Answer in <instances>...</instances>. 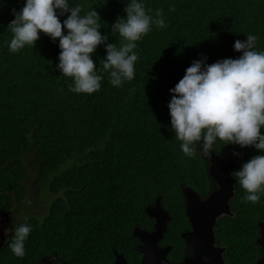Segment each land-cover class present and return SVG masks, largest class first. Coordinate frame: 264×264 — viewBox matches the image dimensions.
<instances>
[{
    "label": "trees",
    "instance_id": "trees-1",
    "mask_svg": "<svg viewBox=\"0 0 264 264\" xmlns=\"http://www.w3.org/2000/svg\"><path fill=\"white\" fill-rule=\"evenodd\" d=\"M126 2L70 0V6L79 4L84 11L94 7L104 22L101 33L109 43L119 44L111 26L125 15ZM143 3L152 16L162 9L167 27L153 25L138 42L133 80L114 87L103 73L100 90L88 95L71 92V79L56 67L58 40L41 34L34 48L9 51L7 27L24 0H0V213L15 202L23 204V180L30 167L37 172L34 185L44 189V203L54 195L39 215L25 214L14 224L26 220L32 227L25 259L38 258L40 249H59L65 256L61 264H112L114 252L122 253L127 264H138L132 231L136 226L152 228L153 219L144 208L156 199L171 217L159 245L171 244L167 258L178 259L179 231L188 225L181 187L204 194L215 184L205 158H188L180 150L167 107L170 89L194 60L206 57L205 63L211 64L238 58L234 42L248 34L258 37L257 50L264 51V0ZM105 55L101 45L93 56L98 68ZM214 154L222 160L237 156L232 172L264 153L218 142ZM66 159L70 161L45 186L46 173ZM233 184L235 192L245 195L234 178ZM244 195L240 199L247 212L218 233L227 264H251L258 253L254 238L257 222H264V196L252 204L243 202Z\"/></svg>",
    "mask_w": 264,
    "mask_h": 264
},
{
    "label": "clouds",
    "instance_id": "clouds-1",
    "mask_svg": "<svg viewBox=\"0 0 264 264\" xmlns=\"http://www.w3.org/2000/svg\"><path fill=\"white\" fill-rule=\"evenodd\" d=\"M150 12L143 0H127L125 15L117 17L111 26V33L120 37L118 44L109 43L108 36L101 33L104 22L94 7L84 11L79 4L70 6V0H24L18 12L13 10L14 19L7 27L11 33L8 49L17 53L25 47L34 48L41 34L53 42L58 40L56 67L71 79L69 90L91 95L100 90L103 73L114 87L134 79L138 42L153 25L167 27L162 9H157L155 16ZM66 14L61 22L60 17ZM257 40L253 34L246 40H236L233 48L241 53L238 58L211 64L205 63L206 57L194 60L170 89V125L185 157L200 156L210 161L218 142L264 153V51L257 50ZM101 45L106 55L98 68L93 56ZM230 173L245 192L243 202L256 204L264 196V154L252 156ZM31 231L26 220L3 230L5 236L13 234L8 247L14 256L24 257Z\"/></svg>",
    "mask_w": 264,
    "mask_h": 264
},
{
    "label": "water",
    "instance_id": "water-1",
    "mask_svg": "<svg viewBox=\"0 0 264 264\" xmlns=\"http://www.w3.org/2000/svg\"><path fill=\"white\" fill-rule=\"evenodd\" d=\"M206 161H209L205 158ZM235 160H221L212 153V158L207 166L208 175L220 186L219 190L214 191L205 200H201L198 195L188 187L182 189L185 197V209L193 231L182 233L186 239V247L183 254V260H168L167 253L171 246H160L159 240L163 237L167 229V223L170 218L168 212L162 207L159 199H156L153 205H147L144 208L145 213L154 220L153 229L148 231L138 226L133 228L132 235L138 239L134 249L141 253L139 264H224L221 256L222 248L214 250L206 244V239L210 235L214 222V213L221 210L222 198L231 194L233 178L230 169L235 166ZM226 199V200H227ZM207 206L212 213L209 219L202 223L198 217L197 210L201 206ZM225 205L227 202L225 201ZM208 216V217H209ZM207 217V218H208ZM261 237L257 242L262 245L263 256L258 259L257 264H264V224H259ZM209 240V239H208ZM213 240L210 239V241ZM115 261L113 264H126L122 253L114 252Z\"/></svg>",
    "mask_w": 264,
    "mask_h": 264
},
{
    "label": "flooded vegetation",
    "instance_id": "flooded-vegetation-1",
    "mask_svg": "<svg viewBox=\"0 0 264 264\" xmlns=\"http://www.w3.org/2000/svg\"><path fill=\"white\" fill-rule=\"evenodd\" d=\"M230 160H233V159H230ZM235 164H236V161H235ZM184 187H188L192 191H194L202 201L205 200L206 197H208L214 191L220 189V186H219V188H217V184L215 183V184H213L212 188L209 186L208 192L202 194V193L195 191L193 188H191L189 186L181 187V194H182L183 199H184L183 213L186 216V220L188 222V225H186V227H184L183 229H181L179 231L180 243H179L178 249L181 251V257L173 260V261H178V262L183 260V254H184V250L186 247V239H184L182 237V233H184L186 231H193L191 222L189 221L188 216L186 214L185 197H184V194L182 191V189ZM235 189H236L235 185L232 184V191H231V194L228 195V199L226 198V195L222 198V202L220 204L221 210H218V211H216V213L213 214L214 215V222H213V225L211 228L210 235L208 236L209 240L206 239V244L210 248H212L213 250L215 248H222L223 249V251L221 252V256H222V260H223L224 264H227L225 261V258H224V254L226 252V246L224 244L218 243V233H224L223 230H224V227L226 226L227 223H231V222L238 220L239 216H243L247 212V208L242 207L243 203L240 199V197H242V195H244V194L235 192ZM235 196H238V197L236 199H234ZM225 201L227 202V205H225ZM201 207H203V208L197 210V213H198V217H199L200 221L202 223H204L206 219H209L211 217L209 215L212 213V211L209 207H207L205 205H203ZM19 208H20V206H18V205H12L9 208L8 212H6V213L1 212L0 213V264H61V263L65 262V256H64L63 252L59 251V249H54V250H51L49 252H46L45 249H40V251H39L40 256L36 259H33V258H26L25 259L24 257L21 259V258H18V257L13 255V253L11 252V250L8 247V244L11 243V236L13 234L11 232H9L7 234V236H5L3 230L15 227L14 224L24 216L22 214V212L19 211ZM169 216H170V214H169ZM153 223H154V220H153ZM260 223L264 224L263 221L257 222L258 235L256 236V238H254V243L257 245L256 248L258 250V253H257V257L254 259V261L251 264H257L258 259L262 258V256H263L262 245L259 242H257V238L261 237L260 228H259ZM143 229H146V228H143ZM152 229H153V224H152L151 229H146V230L151 231ZM212 237H213V240L210 241V239H212ZM137 242H138V239H137ZM163 246H171V248H172L171 244H165ZM36 251L38 252V250H36ZM140 258H141V253H140ZM114 261H115V257H114L112 264L114 263ZM126 264H127V261H126Z\"/></svg>",
    "mask_w": 264,
    "mask_h": 264
},
{
    "label": "rangeland",
    "instance_id": "rangeland-1",
    "mask_svg": "<svg viewBox=\"0 0 264 264\" xmlns=\"http://www.w3.org/2000/svg\"><path fill=\"white\" fill-rule=\"evenodd\" d=\"M70 160L66 159L63 163H61L58 167L54 168L53 170L46 173L44 176V184L45 186L48 184L50 179L57 173H59L65 166L66 163H68ZM209 165V161H207ZM36 170L32 167L28 168V175L23 180L24 184L27 188V193L25 194L23 198V204H20L21 202H15L13 205H20L19 211L22 212L23 215L25 214H40L44 208V206L50 202L52 198H54L53 194H50L46 203H44L43 197L45 196L43 193V188H38L37 185H34V178L36 177ZM41 195V197L39 196ZM44 195V196H43ZM40 198L42 200L40 201ZM44 205V206H43ZM34 209V210H33ZM38 210L36 213L35 210ZM37 216V215H36Z\"/></svg>",
    "mask_w": 264,
    "mask_h": 264
}]
</instances>
